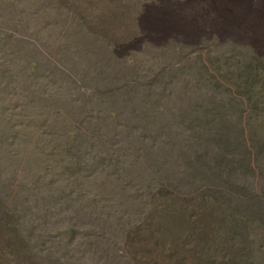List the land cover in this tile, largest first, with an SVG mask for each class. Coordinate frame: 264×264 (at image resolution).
Returning a JSON list of instances; mask_svg holds the SVG:
<instances>
[{"label": "rangeland", "instance_id": "1", "mask_svg": "<svg viewBox=\"0 0 264 264\" xmlns=\"http://www.w3.org/2000/svg\"><path fill=\"white\" fill-rule=\"evenodd\" d=\"M249 1L0 0V264H264Z\"/></svg>", "mask_w": 264, "mask_h": 264}, {"label": "bare ground", "instance_id": "2", "mask_svg": "<svg viewBox=\"0 0 264 264\" xmlns=\"http://www.w3.org/2000/svg\"><path fill=\"white\" fill-rule=\"evenodd\" d=\"M259 2H261L260 0H258ZM252 7H255L257 10H259V11H261V12H264V4L261 2V4H259V5H255V3H254V0H251V1H249L246 5H243L242 6V8L245 10V13H237V15L236 16H234L233 15V19H240V20H243V23L241 24V28L242 29H244V27L245 26H247L248 27V25H249V22H250V18L252 19V17H253V14H251V15H248L249 14V11H250V9L252 8ZM236 9H238V7H236ZM255 15V14H254ZM230 17V16H229ZM246 17L247 18H249V19H247L246 20ZM255 19V20H254ZM254 19H252L253 20V23L254 24H257V25H261V24H263L264 22H263V20L262 21H260V22H256V17L254 18ZM234 22V21H233ZM232 23V22H231ZM230 24V23H229ZM237 24L239 25V21L237 22ZM253 24V25H254ZM250 27V26H249ZM249 30H251L250 28H249ZM264 37V29L262 30V33H261V36H260V38L262 39Z\"/></svg>", "mask_w": 264, "mask_h": 264}]
</instances>
